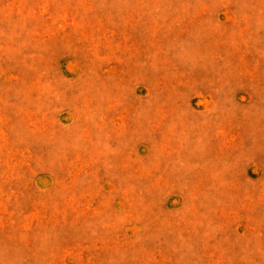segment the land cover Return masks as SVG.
Returning <instances> with one entry per match:
<instances>
[{"label":"rangeland","instance_id":"rangeland-1","mask_svg":"<svg viewBox=\"0 0 264 264\" xmlns=\"http://www.w3.org/2000/svg\"><path fill=\"white\" fill-rule=\"evenodd\" d=\"M0 264H264V0H0Z\"/></svg>","mask_w":264,"mask_h":264}]
</instances>
